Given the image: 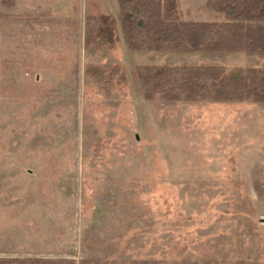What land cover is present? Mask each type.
Returning <instances> with one entry per match:
<instances>
[{"label": "rangeland", "instance_id": "obj_1", "mask_svg": "<svg viewBox=\"0 0 264 264\" xmlns=\"http://www.w3.org/2000/svg\"><path fill=\"white\" fill-rule=\"evenodd\" d=\"M10 1L0 258L264 264V104L147 101L135 76L137 66L263 69L264 54L133 52L118 24L113 47L85 48L86 18L114 17L115 0ZM204 4L177 0L181 19L214 21ZM87 66L118 69L110 97Z\"/></svg>", "mask_w": 264, "mask_h": 264}, {"label": "trees", "instance_id": "obj_2", "mask_svg": "<svg viewBox=\"0 0 264 264\" xmlns=\"http://www.w3.org/2000/svg\"><path fill=\"white\" fill-rule=\"evenodd\" d=\"M118 14L85 22V48L123 42L133 52L264 54V0H205L214 21H183L177 0H116ZM12 1L0 0L1 6ZM117 68L87 66L86 77L111 96ZM136 79L147 101L264 104L263 69L223 66H137ZM0 264H71L67 260L0 258ZM80 264H92L82 261ZM103 264V263H93Z\"/></svg>", "mask_w": 264, "mask_h": 264}, {"label": "crops", "instance_id": "obj_3", "mask_svg": "<svg viewBox=\"0 0 264 264\" xmlns=\"http://www.w3.org/2000/svg\"><path fill=\"white\" fill-rule=\"evenodd\" d=\"M115 2H116V0H115ZM115 2H112V9H111V11H114V14H112V15H114V18H116L117 14H118V5H117V2H116V4H115ZM104 4H103V6H104Z\"/></svg>", "mask_w": 264, "mask_h": 264}]
</instances>
